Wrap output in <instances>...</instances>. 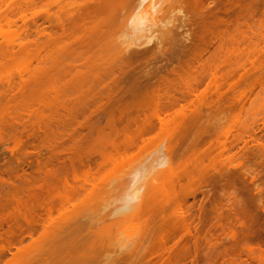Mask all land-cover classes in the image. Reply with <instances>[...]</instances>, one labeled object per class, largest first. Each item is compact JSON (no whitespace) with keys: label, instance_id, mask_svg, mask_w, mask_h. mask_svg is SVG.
<instances>
[{"label":"rangeland","instance_id":"obj_1","mask_svg":"<svg viewBox=\"0 0 264 264\" xmlns=\"http://www.w3.org/2000/svg\"><path fill=\"white\" fill-rule=\"evenodd\" d=\"M110 1L0 0V239L5 238V233H7L9 227L15 226L18 222H21V224L22 221L24 222L21 216L17 217V213L14 212L15 216L11 213L12 216H10V212L16 211V209L26 211L30 208H37L39 212L37 205L46 203H50L52 207L49 217L46 215L41 217L40 220L38 219L39 222L37 223L39 225L35 226L37 231L33 232L31 237H25L17 244L14 241L15 246L13 245V248L7 247V250L10 249L11 251L10 253L5 251V256L4 252L0 253L4 256H1L0 264H35L44 252L47 251L46 253L50 254L49 250L54 244L59 243L60 239L66 241L67 237L63 240L64 236L73 234V237L69 236V239L75 241L78 238V243L81 240L82 243L85 241V249L87 243L88 245L91 244L92 248L97 247L95 241L99 242L100 239H103L104 243L110 236L109 234H111V239L115 236H117L115 238L120 237L124 245H126L127 238L133 239L138 234H143V238H147L146 244L149 242L148 247H146V244L145 247L149 248L151 242L147 236L150 237L149 234L151 233L149 232H153V225L157 227L156 224H159L160 217L158 219L155 217L157 220L153 217L154 224L152 221V227L148 222L145 226L149 224L150 227L147 226L146 229H142L145 226H142L140 222L143 219L146 221L147 218L142 219L141 217L140 221L135 219L137 216L134 217L133 215L136 212L132 213L133 215L129 212V215L124 213L119 216L116 214V216L113 212L121 205L120 200L117 202L121 195L120 185L122 182L130 180L129 175L132 170L138 164L140 165L143 160L145 161L149 155L151 156L155 149L161 148L160 150L164 151V147L170 140H172V153L170 152L169 157L170 162L174 164H172V167L177 168L180 162H187L184 165L185 169L188 165L190 167L191 162L188 163L187 160H193V158H189L192 153L190 155L188 151L190 153L194 149L192 152L196 153V157L203 156L204 151H206L203 149L210 147V144L207 145V143L212 141L209 140L211 138L209 133H214H211L212 128L219 131L220 137L218 138L220 142H224L223 139L226 134L228 138L239 135L235 142L230 140V145L234 144L233 148L227 145L229 147L228 151H232V153H224L223 155L232 154L234 158L236 157L242 162L243 166L240 165L241 168L236 169L232 168L231 171V168L226 170L223 167L222 169L225 160L219 157V160L223 161L222 166L216 163V169L210 170L205 176L208 180L204 177L206 181L201 182L204 181V178L199 180L202 183L199 185L200 187L195 186L192 189L195 190L193 194L188 192L189 195L185 191L188 196L186 195L183 199L186 202L183 203L182 200L181 204L182 206L185 204L184 211L189 206L193 215L196 216V218L193 217V225H197L202 217L200 215V218L197 217L199 208L204 209L203 211L220 209L223 216L220 217L221 219H219V216H217L218 218H210L211 220L209 219L208 223L210 226L208 227L206 224L203 226V229L207 227L206 230L196 226L201 229L198 231L199 233L197 232L198 234L202 235L201 231H205L204 233L208 237L206 238L203 234L202 241L208 239L210 244L208 241V243H201L202 241L199 239L203 236H199L197 233L195 236H199L197 237L198 240H194L193 237L186 239L185 236L181 238V242L186 241L185 244L189 243L190 247L187 248L189 250L187 255H184L187 253L186 251V253L180 255V257L185 256L184 261H180L181 258L179 257L177 264H256L246 256L245 250L239 249V244L242 237L244 238V231H246L245 234L248 237L246 243L249 242L248 248L264 252V54L261 51V47L264 46V0H202L201 6L197 0L198 6H196L195 0L162 1L156 19L165 21L169 17L173 22H171V25L163 27L164 29L160 24L155 28L157 30L161 28V32L169 31L160 45L169 50L172 49L175 57L170 58V55H166L164 58L154 57L152 59L153 57L151 56V58L147 54L144 58L139 57L143 58L141 60L138 58L139 61L135 58H126L130 63L119 58L127 65L118 61L119 56L116 55L118 53L120 55L119 51L123 45L120 44L114 34L112 35L116 40L110 37L107 39L106 45L104 43L98 45L99 39L102 37L103 41L104 34L108 32L103 27L100 29L102 30L100 31L101 37L96 34L100 24L99 21L102 22L101 19L105 20V16L113 19L116 13L122 15V12L119 13L118 9L106 11L108 6H112L111 2L113 1ZM179 9L181 12H178ZM117 19H115L116 21L113 20L115 24H117ZM199 28H201V32ZM113 29L114 26L112 29L110 26L109 30ZM157 34L158 36L161 35L160 33ZM90 37L98 42L95 41L91 46L93 40ZM156 43L157 41H152L148 47L153 52ZM257 44L258 47L255 48ZM198 46L203 49L201 53L200 49L198 50L199 54L196 50ZM99 48L100 51H98ZM92 50L95 54L90 52ZM189 50H196L197 53L189 58V66H186L189 69L184 67L186 69L183 72L179 71L182 77L178 74L176 76L179 78H177L174 73L166 76L169 72H167L168 69H165L167 67L172 69V65L176 66L178 59V64L188 59L185 56ZM91 53L93 56L100 55L105 58L104 61L109 63L103 61L105 64H101V61H99L101 57H97L99 60L94 59L96 57L93 56L89 57L92 55ZM149 54L151 55L152 52H149ZM108 56H111L113 60L111 58L109 60ZM114 56L117 57V63H115ZM147 57L150 59L148 60ZM85 59L88 62L96 60L95 62L98 64L97 66L95 62L93 65H89L88 62L85 64ZM118 63L121 71L128 67V70L126 69L127 75L121 77L122 79L119 77L118 79V75L114 77L116 79L112 78L110 76L112 72L108 69L111 73L107 74L105 72L103 74L109 75V78L98 79L99 82L95 81L96 78H92L95 76V72L98 71L97 69L100 70L98 72H102L106 65L111 64L110 68L115 65L116 68ZM144 64H147L148 68L146 65L143 66ZM141 67H145L146 70L163 67L161 73H158L160 72L158 69L155 71L158 70V77H160L159 75H161V78L168 77L166 79L169 81L167 87L169 85L171 87L165 89L167 96L171 101V98H174L173 102L179 99V103L176 101V106L174 105L175 107L173 106L172 110L166 112L162 108V103L159 107L160 103L155 102L154 105L153 100H151L152 102L150 101L151 103L143 108V114H141H145L144 117L146 116L145 119L147 120H144L147 121V126H145L146 124H139L136 128H130L131 130L125 129L127 130L124 131L125 133L122 132L123 127L118 124H115V127L111 129L110 126L107 128V124L104 127V113H99L98 109L101 108L97 109V113L92 106L103 104L101 106L103 107L107 103L110 105L111 100L108 99L111 96L117 97L115 93H122V91L124 93V90L127 92L126 87L132 84L133 80L130 77ZM115 68L113 66V71H117L119 67ZM210 68L211 71H214V68L216 71H208L210 74L214 73L211 74V77L207 73ZM86 69L95 70L93 76L92 72H89L90 75L86 72ZM101 69L103 70L101 71ZM203 70L205 71L203 72ZM85 72L89 76H86ZM98 72L97 75L100 76L101 74ZM118 73L120 75V72ZM118 73H115V75ZM220 76L221 78H219ZM87 77L89 79H85ZM156 78L150 79L151 82ZM146 80L141 79L144 83ZM150 80L148 79V81ZM95 83H98V85L96 86ZM193 83L197 86L193 90L195 91L194 94L190 92L191 96L188 98L189 89L187 90V88ZM114 85L115 87H113ZM191 86L194 87V85ZM130 87L128 86V88ZM123 88L125 89L121 90ZM118 89L121 91L119 92ZM163 89L161 88L160 91ZM216 93H218L216 96H224L222 99L220 98L219 102V96L216 97ZM121 95L119 94V96ZM237 96H241V98L235 100ZM186 100L189 102H186ZM181 105L184 106V109H181ZM101 115L104 116L101 117ZM195 115H197L198 120L194 119L197 122L193 119ZM198 116L203 118L200 117L202 118L200 119ZM190 120L194 122H191V126H188ZM86 121L91 122L92 125H86ZM138 122L141 123V121ZM203 126H208L210 129L207 128L211 132L206 131L208 130L206 127H204L206 129L201 128L202 130H200L199 128ZM244 126L247 129L242 131ZM183 127L187 128L188 131L183 132L185 130ZM97 128L99 131L101 130L100 134L96 132L95 129ZM203 131L206 133L203 134ZM228 134H231L230 137ZM10 135L13 136L9 138ZM172 136H174L173 139ZM214 137L212 138L214 139ZM13 138L21 140V147L19 146V150L17 149V151L11 153L9 150L15 143L14 140H11ZM88 138H91L90 142H88ZM206 138L209 140L206 143L207 147L200 144ZM174 140L177 141L174 142ZM178 141H180L179 144ZM173 142H177L175 147H173ZM197 142L204 147L199 148L201 147L199 144L197 147ZM227 142V144L230 143L229 140ZM212 144H214V147L211 145L213 147L211 148L212 153L215 152L212 157H215L220 152L218 153V146H215L217 142ZM194 145H196V149ZM182 151L185 154L187 152V154H183ZM220 151L222 150L220 149ZM206 153H209V150ZM184 157H186V161ZM74 158L75 161L80 160L83 163L80 170H71L70 161ZM206 158L204 159L206 160ZM204 162L206 163V161ZM9 165L15 169L13 175L7 173V166ZM193 167L191 163V168H187L186 171L194 172L195 167L194 169ZM185 169L179 170L178 173ZM191 169L193 170L191 171ZM150 173L146 174L143 182L146 180L147 175L148 177L152 175L153 170ZM184 173L183 171L181 172L182 175L179 174L180 182L175 183V187H178L175 188L177 193L181 189L178 184L181 183L183 188L185 187L183 184H188V180L185 181L187 177ZM229 173L230 175H228ZM8 178L11 179L9 182L12 185L7 184ZM226 178L233 180L234 186L226 187L229 190L224 189L225 184H227L224 180ZM150 182L157 185V181L156 183L154 180ZM210 183H213V185ZM148 185H150L149 181ZM195 188H199V190ZM148 189L150 190V187ZM227 193L228 196L231 195L229 196L231 199L228 198ZM13 194L14 197H12ZM183 194V191L178 193L181 197H184ZM17 198L21 200L23 206L17 205ZM238 206L248 208L249 213L246 215L247 217L244 216L245 219L244 217L243 219L240 218L241 216L238 215L239 219H237L235 218L236 215L232 216L231 212L228 213L230 208L233 210L240 209L235 208ZM166 207L164 208L167 210L169 207ZM169 210L164 213H170ZM143 214L145 217L146 214ZM150 218L148 221L152 220V217ZM216 218L219 219V222ZM40 221L43 225L41 227ZM203 221L202 223L200 221V225L206 222L203 223ZM216 221L220 224L218 225ZM221 224L224 226L223 233L218 229L221 228ZM242 225L243 227H241ZM121 229L126 231L125 235L120 232ZM70 230L72 232L68 233ZM146 230L148 231L146 232ZM75 231L82 232L83 236ZM230 231L234 233V238L228 236ZM153 236L156 237V234L153 233ZM153 236L151 235L152 238H154ZM81 237H84L85 240L83 241ZM110 238L108 239L111 242ZM121 239L118 238L117 240L121 241ZM170 240L172 241L171 238ZM170 240H168L170 245L167 243V247L172 245ZM91 241H94V246ZM196 241L198 242L195 243L196 249L199 252L195 250V254L192 245ZM1 242L0 245H4V242L2 244ZM116 243L118 242H113V245H111L114 247ZM187 244L186 247L189 245ZM118 245L116 244V246ZM104 246L111 251V246H106L104 243V251H106ZM116 246L115 249L111 248L112 251L117 249ZM145 247L141 254H144ZM101 249H99V252ZM221 251H224L225 254ZM93 252L98 253V249L94 248ZM46 253L43 255H46ZM145 253L147 254L148 251ZM220 253L223 254L222 257L219 256ZM49 256L50 259L53 257L51 254ZM187 256L189 257L186 258ZM187 259L188 261H186Z\"/></svg>","mask_w":264,"mask_h":264},{"label":"bare ground","instance_id":"obj_2","mask_svg":"<svg viewBox=\"0 0 264 264\" xmlns=\"http://www.w3.org/2000/svg\"><path fill=\"white\" fill-rule=\"evenodd\" d=\"M111 1H113V2H111ZM110 2L112 3V6H108L107 8V10L106 11H109L110 9L112 10H115V9H118L119 10V13H121L122 12V15H119L118 13H116V16L117 15H119L118 17H114L113 19H110V17L109 16H105V20L103 19H101V21L102 22H100L99 21V23L101 24H99V28L97 29L98 30V32H96V34H98V36L99 37H101V33H100V31H102V30H100L101 28H105L106 29V31H108V32H106V34H104V38H103V41H102V37L99 39V42L97 41V40H95V41H97L98 42V45L100 44V43H104V45H106L107 44V39H109L110 37H112V38H114L115 40H116V38L119 40V42H120V44L121 45H123V47L121 46V48H120V55L122 56V54H123V56L121 57L120 55H119V53H118V55H116V56H119L118 57V59L119 58H121L123 61H128V60H126V58H135L136 60H138L139 61V59L141 60V59H143L144 58V56H147V54H148V56L149 57H151L152 59H154V57H156V58H164L166 55H170L169 57L171 58H173V56L175 57V54L173 55V52H172V49H167V48H164V47H162L160 44H161V42L163 43V41L165 40V36H166V34H168L169 33V31H164V32H161V28H158V30H157V28H155V27H157V25L158 24H160L161 26H162V28L164 27H167V25H171V22H173L172 20H170V18L168 17V18H166V20L165 21H162V20H158V19H156V15L160 12V9H159V5H160V2H162V1H165V0H117V1H114V0H111ZM169 1V0H168ZM198 2H199V4L200 3H203L202 2V0H197ZM195 2H196V0H195ZM196 4V6H198L199 4L196 2L195 3ZM200 6H201V4H200ZM178 12H181V10L179 9L178 10ZM116 18H118L117 20V24H115V22L113 21V20H115ZM116 21V20H115ZM110 26H111V29H112V27L114 26V29L113 30H109L110 29ZM160 26V27H161ZM163 28V29H164ZM160 29V30H159ZM200 29V32L202 31L201 30V28H199ZM202 29H203V27H202ZM97 30H95V31H97ZM115 30V31H114ZM95 31L93 32V34H94V36H95ZM110 31H112V32H110ZM105 32V31H104ZM110 32V33H109ZM157 33H160L161 35H159L158 36V34ZM109 34V35H108ZM112 34H114L115 35V37L112 35ZM200 35H202L201 33H200ZM90 36H92V35H90ZM93 36V37H94ZM103 36V35H102ZM92 37V38H93ZM158 37H160V38H158ZM201 37V36H200ZM91 38V37H90ZM91 38V40H93ZM164 39V40H163ZM101 40V41H100ZM204 40V39H203ZM95 41L93 40V42H91V46H92V44L93 43H95ZM152 41H157V45H156V47H155V51L153 52V50L152 49H150V48H148L149 46H150V44H151V42ZM95 45V44H94ZM97 45V44H96ZM95 45V46H96ZM97 45V46H98ZM103 45V44H102ZM103 45V46H104ZM159 45V46H158ZM162 47V48H161ZM258 47V44L255 46V48H257ZM91 48V47H90ZM93 48V47H92ZM91 48V49H92ZM200 49V50H199ZM94 50V49H93ZM90 51V52H93V54H95V50L94 51ZM97 50V49H96ZM101 49L99 48V50L98 51H100ZM174 50V49H173ZM196 50H197V52H198V54H199V51H200V53H201V51H203V49H201L199 46H198V49H197V47H196ZM196 50L194 51H191V50H189V52L187 51L186 53H187V55L185 56V58L186 57H188V59H185L184 61H182V63H177V62H179V59L177 60V62H176V66L175 65H172V69H169L168 67L165 69V66H164V69L165 70H170V71H168L167 70V72H169V73H167L166 74V76H168V74L170 75V74H173L174 73V75L176 76V75H178L179 73H181V72H183V70L184 69H186L189 65H188V63H189V58L192 56V55H194V54H196L197 52H196ZM199 50V51H198ZM172 53H171V52ZM261 51H262V53L264 54V46H262L261 47ZM149 52L151 53L152 52V54L150 55L149 54ZM181 52V51H180ZM89 53V52H88ZM99 53H101V52H99ZM122 53V54H121ZM183 53H184V51H183ZM230 53V52H229ZM92 54V53H91ZM93 54L91 55V56H89V57H92L93 56ZM96 54H97V52H96ZM117 54V53H116ZM177 55H184V54H177ZM116 56H114V59L116 60L117 59V57ZM124 56H126L125 58H124ZM88 57V58H89ZM93 57H96V58H94V59H97V57H101L100 55H97V56H93ZM103 57H105L104 55H103ZM113 57V56H112ZM139 57H143V58H139ZM149 57H147L148 58V60L150 59ZM179 57H181V56H179ZM109 58H111V56L109 57L108 56V59ZM139 58V59H138ZM146 58V59H147ZM155 58V59H156ZM101 60H99V58L97 59V60H99V61H101V64L103 63V65L105 64L104 62H108V61H104L103 59H105V58H100ZM112 60H113V58H111ZM121 59H119L118 61H121ZM132 59V60H133ZM93 60V59H92ZM110 60V59H109ZM114 60V61H115ZM131 60V61H132ZM136 60H135V62H136ZM181 60V59H180ZM85 64L88 62V60H86L85 59ZM96 61V60H95ZM94 60L93 61H89L88 62V64L89 65H93L94 64V62H95ZM104 61V62H103ZM123 61H121V62H123ZM93 62V63H92ZM120 62V63H121ZM125 62H123V63H125ZM129 62V61H128ZM145 62H146V60H145ZM148 62V61H147ZM96 64V66H97V62H95ZM109 63V62H108ZM111 63V62H110ZM115 63H117V60L115 61ZM130 63V62H129ZM107 64V63H106ZM171 64V63H170ZM94 65V66H95ZM119 68L117 69V71L118 72H120V75H119V73L117 72V71H113L114 69H113V66H114V68H115V65H112V68H110L111 67V64L110 65H106V67H104V70L103 69H101V71L102 72H98V71H100L99 69H97L98 71V73H100L101 75L100 76H98L97 75V72H95L96 74H95V76H93V72L95 71V70H93V71H91V69H86L87 71L86 72H92V78H96L95 79V81L97 80L98 82H99V80L101 79L102 80V78H104V79H107V78H109L110 76L112 77V78H114L115 76H117V78L119 77V78H123V76H126L127 75V70H128V67L125 69V70H120V65H119V63L118 64H116ZM122 65V64H121ZM125 65H127L126 63H125ZM124 64H123V66H125ZM146 65V67H147V64H144L143 66H145ZM188 65V66H187ZM86 66V65H85ZM95 66V67H96ZM109 68H108V67ZM117 66H116V68H117ZM187 66V67H186ZM99 67H101V66H99ZM173 67H175V68H173ZM184 67H186V68H184ZM89 68V67H88ZM90 68H93V67H90ZM102 68H103V66H102ZM115 68V69H116ZM121 68H123L122 66H121ZM125 68V67H124ZM148 68V67H147ZM161 68H162V70H161ZM110 70V71H108V70ZM151 69H153V68H151ZM156 69H158V68H156ZM156 69H154V70H150V68L149 69H147L146 70V68L144 67H141V69L139 68L137 71H135V73L132 75V77H130L131 79H133L132 80V84H130V85H128L130 88H128V86L126 87V89H127V92H125V88H123V89H121V90H124V93H123V91H122V93H115V95L117 96V97H115L113 94H111V95H113V97L111 96L108 100H111V104L109 105V103H107V105H104L103 107H101L103 104H100L99 106H97V104H95V105H93L92 106V108L94 107V109L96 110V112L98 113V110H99V113H104V115H105V117L103 118V121H104V119H105V121L103 122V123H105V124H103L104 125V127L106 126V124H107V128H108V126H110L109 128L111 129V128H114L115 127V124H118V125H120L121 127H123V133H125L124 131H127V130H131L130 128H132V127H137L139 124H146L145 126H147V121H145V120H147V119H145L146 118V116L144 117V115H141V114H143V108L144 107H146L147 106V104L148 103H151L152 101L151 100H153V102L152 103H154V105H155V102L157 103V104H159L160 103V105H158L159 107L162 105L163 107V110H165L166 112H168L169 110H172L176 105V103L178 102L179 103V99H178V101H177V99H176V101H174L173 102V100H174V98H171L172 99V101L168 98V96H167V91L165 90L166 89V87H167V82H169V81H167L166 79L168 78H161V75H159L160 77H158V73H161L162 71H163V67H160L158 70L160 71V72H158L157 73V71H155ZM187 69H189V68H187ZM89 70V71H88ZM140 70V71H139ZM143 70V71H142ZM145 70V71H144ZM164 70V71H165ZM181 70V72H179ZM186 71V70H185ZM205 70H203V72H204ZM211 71V68L209 69V70H207V73H209V72ZM213 71V70H212ZM211 71V72H212ZM214 71H215V68H214ZM213 71V72H214ZM85 72V74H87ZM105 72H107V74H109V73H111L110 74V76L109 75H107V74H103V73H105ZM171 72V73H170ZM216 72V71H215ZM114 73V74H113ZM115 73H118V74H116L115 75ZM90 74V73H89ZM210 74V73H209ZM211 74H214V73H211ZM210 74V77L212 76ZM91 75V74H90ZM103 75V76H102ZM216 75V74H215ZM86 76H89L88 74L86 75ZM104 76H106V77H104ZM109 76V77H108ZM158 77V78H156V77ZM179 76L180 77H182L181 76V74H179ZM209 76V75H208ZM229 76V75H228ZM165 77V76H164ZM177 78H179L178 76H176ZM217 77V76H216ZM216 77H215V79H216ZM91 78V79H92ZM111 78V79H112ZM118 78V79H119ZM121 78V79H122ZM154 78H156L153 82H151V80L150 79H154ZM219 78H221V76L219 77ZM85 79H89L88 77L87 78H85ZM99 79V80H98ZM114 79H116V78H114ZM141 79H144V81H145V79H147L146 80V82L144 83V81H141ZM148 79L150 80V81H148ZM159 79V80H158ZM209 79V78H208ZM213 79H214V75H213ZM161 80V81H160ZM169 80V79H168ZM95 81H92V82H95ZM96 81V82H97ZM171 82V81H170ZM199 82V81H198ZM100 83H101V81H100ZM197 83V82H196ZM210 83V82H209ZM212 83V82H211ZM215 83H216V81H215ZM91 84H93V83H91ZM96 84V83H95ZM94 84V85H95ZM169 84H172V83H169ZM168 84V85H169ZM198 85H199V83H197ZM98 85V83L96 84V86ZM191 85H194V87H192ZM187 86H189V85H187ZM197 85L196 84H190V86L189 87H191V88H187V90L189 89V90H191V91H189L188 90V95L189 96H187L188 98L191 96V94L193 93L194 94V92L195 91H193V90H195V87H196ZM113 87H115V85L113 86ZM164 90V92H163V90L162 91H160V89L161 88ZM169 87H171L170 85H169ZM169 87H167V89L169 88ZM194 88V89H193ZM121 90H119L118 89V91L120 92ZM193 91V92H192ZM159 92H161L160 94H158ZM166 92V93H165ZM190 92H191V94H190ZM165 94V96H164V94ZM118 94V95H117ZM119 94H122L121 96H119ZM159 96H158V95ZM163 94V95H162ZM218 93H216L215 94V96L217 95ZM110 96V95H109ZM119 96V97H118ZM161 96H164V97H161ZM219 96V97H218ZM218 96H216V97H218L219 98V100H218V102L220 101V98L222 99L223 97H220L221 95H218ZM238 97V98H237ZM236 98H235V100L237 99H239V98H241V96H237ZM184 98V97H183ZM187 98V99H188ZM186 99V98H185ZM217 99V98H216ZM234 100V99H233ZM151 101V102H150ZM188 100H186V102H187ZM172 102V103H171ZM189 102V101H188ZM217 102V101H216ZM215 102V103H216ZM162 103V104H161ZM174 103V104H173ZM214 103V104H215ZM173 104V105H172ZM109 105V106H108ZM175 105V106H174ZM179 105V104H178ZM177 105V106H178ZM95 106H96V108H95ZM106 106V107H105ZM157 106V105H156ZM174 106V107H173ZM173 107V108H172ZM98 108H101V109H103V110H101V109H98ZM106 108V110H104ZM98 109V110H97ZM181 109H184V106H182L181 105ZM94 113H96L94 110H92ZM101 111V112H100ZM201 114V113H200ZM199 114V115H200ZM104 115H101V117L102 116H104ZM198 115V114H197ZM197 115H195V116H193V119L195 118L196 120H198L197 119ZM143 118H142V117ZM203 116V115H202ZM202 116H200V117H202ZM199 116H198V118H200ZM140 118H142L141 120H139ZM191 118V117H190ZM203 118V117H202ZM202 118H200V119H202ZM145 119V120H144ZM194 119V120H195ZM191 120H192V118H191ZM190 120V125L188 124V126H191V122H194V121H191ZM195 120V122H197ZM138 121H141V123L140 122H138ZM145 121V122H144ZM160 121V120H159ZM200 121V120H199ZM138 122V123H137ZM144 122V123H143ZM91 123V122H90ZM88 121H86V125L87 124H89V125H92V124H90ZM137 124V125H136ZM194 124V123H193ZM148 125H149V123H148ZM246 126V125H245ZM242 127V131H244L245 129H247V127ZM187 127V126H186ZM193 127V126H192ZM204 127H208V126H203V127H200L199 129L200 130H202L201 128H204ZM86 128V127H85ZM188 128V127H187ZM187 128H184L183 127V129H185V130H183V132H185V131H188V130H186ZM206 128H204V129H206ZM209 128V127H208ZM207 128V129H208ZM125 129H127V130H125ZM210 129V128H209ZM206 130V131H208V132H211L210 130ZM215 128H212L211 130H213L211 133H213V134H210L209 133V136L212 138L213 136H215L214 137V139L212 138H209V140L211 141H213V140H215V141H213V142H217V144L215 145V146H218V148H217V150H219L218 151V153H216V154H218V155H216L215 157H212V155H214L215 154V152L214 153H212L213 151L211 150V148H213L214 147V144H212L213 142L211 141V143L209 142V143H207L209 140H208V138H206V139H204L205 141L202 143V141H201V143L200 144H203L204 146H206L207 147V145L208 144H210L209 146L210 147H208V148H206V149H203V150H206L207 152H208V150H209V153H206V151H204V154H203V156H198V157H196L197 155H195L196 153L195 152H192L190 149V153H189V151H188V154H190L191 155V153H192V155L189 157V158H193V160H187V159H185L186 157H184V160L186 161H188V163H192L193 164V166L195 167V169H194V167H193V169H194V172L196 171V173L194 174V172L192 171L193 169H191V171L192 172H190V170H189V172H187L186 171V169L187 168H191V163H190V167H188L187 166V168L185 169V164L187 163H185V162H180L179 163V161H178V163L180 164V165H178L177 166V168H173L172 167V164L173 163H171L170 162V157H169V155H171L170 154V152L172 153V146H171V142H172V140H170L169 142H168V144L164 147L165 148V150L164 151H161L160 149L161 148H158V149H155L152 153L153 154H151V156L149 155V157H147L146 159H145V161L143 160L142 161V163L139 165H137L135 168H134V170H132V172L130 173V180H128V181H125L124 183L122 182V184L120 185V187H121V195H120V199H118L117 200V202L120 200V203H121V205H120V203H119V207L118 208H114L115 209V211L113 212V213H115V215L117 214L118 216L119 215H123L124 213H129V212H131V214L133 213H135L136 212V214H132L134 217H136L135 219H141V217H142V219L143 218H147L146 219V221L143 219V220H141L142 222H140L141 224H142V226L144 225L145 226V224L146 223H148V222H150V226L152 227V221L154 220V219H158V217H160V219H159V224H156V222L158 223V221H156L155 222V224H156V226L157 227H155L154 225H153V229H152V231L153 232H149V233H151V234H149L150 235V237L149 236H147L148 238H149V241L151 242L150 243V247L149 248H146V247H148V245H149V242L146 244V237H144L143 238V234L142 235H139L138 234V236H136L135 238H129V239H131L130 241H127V240H129L127 237V242L125 241V243H126V245H124V243H122V239L120 238V237H118L119 239H121V241H118L117 239L118 238H115V237H117V236H115L114 234V238L112 237V239L110 238L111 237V234H109L110 236H108V238H110L111 239V242L113 241V240H115V241H113V242H118L119 243V245H118V243H116L118 246H116V244H115V246L117 247V249L115 250V251H112V249L114 248L115 249V246L113 247L112 245H113V242L111 243L110 242V240L107 238L106 239V241H104V243L106 244V246H111V248H110V250L112 251H109V250H107V247H105L106 248V251H104L103 249V245H104V243H103V239L101 240L100 239V241L103 243V245L101 246V242L99 241V242H97V241H95L96 242V246L97 247H93L92 248V246H91V244H89L88 245V243H87V245H86V249H85V239H83L82 237H81V239H83V241H84V243H82V240H81V242L80 243H78V238H77V240H75V241H72L71 239H69V236L71 237H73V235H66V236H64V238H63V240H65L66 238L65 237H67V239L68 240H71V241H68L67 239H66V241H62L61 239H60V242L58 243L57 242V244H54L53 246H52V248L49 250V252H50V254L53 256L51 259H50V254L49 253H46V252H44L43 254H45L46 253V255H43L42 254V256H41V258L35 263V264H177L178 263V261H179V259H180V261H184V257L182 258V257H180V255H182V254H184V252L186 253V254H184V255H187L188 253H189V250L187 249L188 247H190V244L188 245L187 243V247H186V244H185V242L184 243H182L181 242V238H184V236H185V238L186 239H188L189 237L191 238V237H193L194 238V240H198L197 239V237H199V236H203V237H201L199 240H201L202 241V238H204V235L206 236V234L204 233L205 231H201V233H203L202 235H200V234H198L199 232V230H201V229H203V226H205V224H206V226L208 225V227L210 226L208 223H209V221L214 217H217V216H219V219H221L222 218V213H221V211L222 210H220V209H211V210H209V211H203V210H201V208H199L198 209V213L199 214H197L198 216L197 217H199L200 218V216H202L201 218H200V221H201V223H202V221H203V225L201 224L200 225V221H199V225L197 224H195V225H193V217L195 216V215H193V213H192V211H191V208H189V206H187L188 207V209H185V211L183 210V207L185 206V204H183L184 206H182V200L185 198V196L187 195L188 196V194L191 192L192 194H193V192H195V190H192L195 186L196 187H198L199 185H201L202 183L201 182H205L206 180H205V176H206V174L211 170V171H213V169H216V163H219V165L220 166H222V169H223V167L226 169V170H228L229 168H231L230 169V171L232 170V168H241L243 165L241 164L242 162H240L239 160H238V158H234L233 157V155L232 154H230V155H223L224 153H232V151L231 152H229L228 151V149H229V147L230 146H232V148H233V146H234V144L233 145H230L231 144V141L232 140H234L233 142H235L236 140V138L239 136V135H236L235 137L234 136H231L230 137V135L231 134H228L229 135V137L230 138H228L227 137V134L224 136V139H223V141L224 142H220L219 141V138L218 137H220V133H219V131L218 130H214ZM96 130V132H99V134L101 133L100 131H99V129L97 128V129H95ZM199 130V131H200ZM241 131V132H242ZM204 132L205 131H203V134H204ZM206 133V132H205ZM229 133V132H228ZM98 134V133H97ZM186 135H187V133H186ZM9 136V135H8ZM13 136V135H12ZM11 135H10V137L9 138H11L12 137ZM99 136V135H98ZM209 136H207V137H209ZM173 137L174 136H172V139H173ZM186 137V136H185ZM232 137H234V139H232ZM90 139L91 138H88V142H90ZM225 139L228 141L229 140V144H227L228 142L226 141L225 142ZM10 140V139H9ZM11 140H14L15 141V143H14V146L9 150V152H11V153H14L15 151H17V149L19 150V146L21 147V140H19V138H17V139H11ZM17 140V141H16ZM18 140H19V142H18ZM87 140V139H86ZM231 140V141H230ZM95 141V140H94ZM175 141H177V140H174V142ZM173 142V143H174ZM179 142L180 141H178V144H179ZM206 143H207V145H206ZM175 144H177V142L176 143H174L173 144V147H175ZM198 142L196 143V145H197V147H198ZM199 144V146H201V147H199V148H203L204 146H202V145H200ZM196 145H194V148L196 149L197 147H195ZM213 147H212V146ZM227 145H229V147L227 146ZM23 146V145H22ZM193 147V146H192ZM228 147V148H227ZM222 150V151H220V149ZM177 149V148H176ZM202 150V151H203ZM225 150H227L228 152H226ZM230 150H231V148H230ZM173 151H174V149H173ZM184 151V150H183ZM183 151H182V153H183ZM19 152V151H18ZM186 152V151H185ZM197 152V151H196ZM211 152V153H210ZM183 154H185V153H183ZM186 154H187V152H186ZM185 154V155H186ZM199 155V154H198ZM189 156V155H188ZM196 158H195V157ZM224 156H225V159H224ZM179 157V156H178ZM177 157V158H178ZM205 157H207L206 158V160L204 159ZM219 157H222L223 158V160H225V163L224 164H222L223 163V161L221 162V160H219L220 158ZM188 158V159H189ZM195 158V159H194ZM221 158V159H222ZM73 160V159H72ZM72 160L70 161V167H71V170L72 171H74L75 169H81L82 167H83V163L80 161V160H76L75 161V158H74V160H73V162H72ZM176 160H178V159H176ZM182 161H183V158L181 159ZM204 161H206V163L204 162ZM177 162V161H176ZM208 162V163H207ZM177 163V164H178ZM222 164V165H221ZM174 165V164H173ZM176 165V164H175ZM240 165H241V167H240ZM181 169H185V170H183L185 173L184 174H186V177H187V179H185V181H187V183L188 184H183V186H185L184 188L183 187H181L182 185H181V183L180 184H178V186L180 185V187L179 188H181V189H179L180 190V192L181 191H183L184 192V194L182 195V196H184V197H181V196H179L178 195V193H180V192H176V190H175V188H178V187H175V183H179L180 182V176H179V174H181V172H183V171H180V173H178V171L179 170H181ZM234 169V170H235ZM14 167H12L11 165H9V166H7V173H9V174H12V173H14ZM152 171L153 170V173H152V175H150V177H152V178H150V177H148V175H147V177H146V184L148 185V181H149V183H150V185H152V186H150V185H148V187H146L147 185L145 184V181L143 182V179L145 178V176H146V174L147 173H149V174H151L150 173V171ZM220 171V170H219ZM218 171V173H220ZM221 172H223V171H221ZM155 173V174H154ZM226 173V172H225ZM183 174V173H182ZM181 174V175H182ZM13 175V174H12ZM217 175V174H216ZM228 175H230V173L228 174ZM10 176V175H9ZM154 176V177H153ZM203 176V177H202ZM220 176V175H219ZM205 177V178H204ZM229 177H231V176H229ZM152 179V180H150V179ZM181 178H182V176H181ZM203 178H204V181H199V180H203ZM214 178V177H213ZM216 178V177H215ZM220 179L222 178V177H219ZM223 178H225L224 176H223ZM222 178V179H223ZM207 179V178H206ZM227 179V178H226ZM224 179L225 180V182H227V184H229V185H227V184H225V186H224V189L226 188V187H228V186H234V184H233V180L231 181L230 180V178L229 179ZM9 180H11V179H9L8 178V182H9ZM154 180V182L156 183V181H157V185L156 184H154L153 182H150V181H153ZM179 180V181H178ZM208 180V179H207ZM215 180H217V179H215ZM177 181V182H176ZM229 181V182H228ZM7 182V184H9V185H12L11 184V182H9L8 183ZM141 182V183H140ZM142 182H143V184H142ZM200 182V184H198ZM218 182H219V179H218ZM152 183V184H151ZM186 183V182H185ZM233 184V185H231V184ZM29 184V183H28ZM144 184H145V187H144ZM154 184V185H153ZM205 184V183H204ZM210 184H212L213 185V183H210ZM30 185V184H29ZM32 185H33V183H32ZM140 185H143V186H140ZM156 185V186H155ZM33 186H35V185H33ZM119 187V186H118ZM143 187V188H142ZM150 187V190L148 189ZM200 187V186H199ZM214 187V186H213ZM186 188V189H185ZM144 189V190H143ZM148 191H147V190ZM196 189V188H195ZM198 190H199V188H197ZM196 189V190H197ZM228 188H226L225 190H227ZM231 189H232V187H231ZM143 190V191H142ZM178 190V189H177ZM188 190V191H187ZM212 190V189H211ZM229 190V189H228ZM185 191L188 193V194H186L185 193ZM149 192H153V193H149ZM223 193H224V191H223ZM182 194V193H181ZM190 195V194H189ZM224 195V194H223ZM227 196H228V193H227ZM229 196H231L230 194H229ZM228 196V198L229 199H231L230 197ZM12 197H14V194H13V196ZM33 198H35V196H33ZM180 198H181V200H180ZM232 198H233V195H232ZM36 199V198H35ZM234 199V198H233ZM184 202H186L185 200H183V203ZM16 203H17V205H19V206H23V204H22V202H21V200L20 199H16ZM214 205V204H213ZM165 206H167V207H169V208H167V210L168 209H170L169 211H170V213H164L165 211H167L164 207ZM215 206H216V204H215ZM37 207L39 208V212H38V210H37V208H30V209H24V210H26V211H21V210H19V209H16V211H13V212H10L9 214H10V216H12V215H14L15 216V214H14V212L15 213H17L18 215H17V217H19V216H21V218L24 220V222L22 221V224H21V222L19 223H16V225L15 226H11V227H7L8 229H7V233H5L4 235H5V238L3 239H0V242L2 241V242H4V245H0L1 247H0V250H2V251H0V253L1 252H4V256H5V251L7 252V253H10V249H9V251L7 250L8 248L7 247H11V248H13V245L15 246V242L14 241H16V244L17 243H20V241L22 240V239H24L25 237H31L33 234V232L35 233V231H37V230H35V226L36 225H39V223H37V222H39V220L41 219V217H43V216H46L47 215V217H49L50 216V211H51V205H50V203H46V204H39V205H37ZM211 207V206H210ZM210 207H209V209H210ZM217 208H218V206H217ZM235 208H240V209H232V208H230V211L228 210V213H232V216L234 215H238V216H241L240 218H242L243 219V217L244 216H246V215H248V213H249V210H248V208H243V206H242V208H241V206L239 207H235ZM135 209V210H134ZM206 209V208H205ZM233 211H232V210ZM40 210H42L41 212H43V213H41L40 212ZM220 210V211H219ZM103 211V210H102ZM21 212H23V213H21ZM38 212V213H37ZM52 212V211H51ZM227 212V211H226ZM11 213H12V215H11ZM143 213H145L146 214V216H148V217H144V214ZM235 213V214H234ZM44 214V215H43ZM130 214V213H129ZM128 214V215H129ZM143 214V215H142ZM49 215V216H48ZM116 215V216H117ZM140 216V218H138L139 216ZM151 215V216H150ZM200 215V216H199ZM225 215H227V214H225ZM224 215V216H225ZM227 216H230V215H227ZM231 216V217H232ZM238 216L237 217H235V218H237V219H239L238 218ZM150 217H152V220H150V221H148V219H151ZM153 217H154V219H153ZM156 217V218H155ZM171 217H172V219H171ZM221 217V218H220ZM247 217V216H246ZM246 217H244V219L246 218ZM170 218V219H169ZM195 218H196V216H195ZM211 218V219H210ZM218 218V217H217ZM216 218V219H217ZM225 218V217H224ZM234 218V219H235ZM39 219V220H38ZM156 219V220H157ZM208 219V220H207ZM210 219V220H209ZM219 219H217V221L219 220ZM227 219V218H226ZM236 219V220H237ZM138 220H136V221H138ZM169 220H171V221H169ZM214 220V219H213ZM212 220V221H213ZM140 221V220H139ZM143 221H144V224H143ZM211 221V222H212ZM216 221V222H217ZM224 221V220H223ZM41 222V221H40ZM219 222V221H218ZM217 222V223H218ZM220 222H221V220H220ZM18 224H20V225H18ZM153 224H154V221H153ZM212 224V223H211ZM220 223H218V225H219ZM243 224V223H242ZM41 225H42V222H41V224H40V227H41ZM222 225V224H221ZM220 225V226H221ZM43 226V225H42ZM147 226L148 227H150L149 226V224H147ZM147 226H145V227H143L142 229H146L147 228ZM196 226H200V228L201 229H199L198 227H196ZM220 226H218V227H220ZM38 227V226H37ZM36 227V228H37ZM224 226L222 225L221 226V228H218L219 229V231L221 232V233H223V228ZM241 227H243V225L241 226ZM207 228V227H206ZM206 228H204L205 230H206ZM141 229V230H142ZM203 229V230H204ZM216 229V228H215ZM78 230V229H77ZM122 230V229H121ZM120 230V232H122L123 234L124 233H126V231H121ZM177 230H179V231H177ZM208 230L210 231V229L208 228ZM145 231V230H144ZM148 230H146V232H147ZM192 231H193V235H192ZM69 232H72V230H70V231H68V233ZM76 233H79L80 231H75ZM136 232V231H135ZM139 232H140V228H139ZM177 232H180L179 234L177 233ZM198 232V233H197ZM245 233H246V231H244ZM75 233V234H76ZM82 233V232H81ZM81 233H79V234H81ZM112 233V232H111ZM133 233V232H132ZM138 233V232H137ZM153 233L154 234H156V237H154L153 236ZM176 233H177V235H176ZM196 233L199 235V236H195L196 235ZM243 234V236H244V238L242 237V239L240 240V248L239 249H241V250H245L246 251V256H248L252 261H254L256 264H264V252H262V251H254V250H251L250 248H248L249 247V242L248 243H246L247 241H248V237L246 236L247 234ZM169 234H170V236H169ZM3 235V236H4ZM77 235V234H76ZM82 235V234H81ZM81 235H78V236H81ZM125 235V234H124ZM131 235V234H130ZM129 235V236H130ZM146 235V234H145ZM144 235V236H145ZM151 235L154 237V238H152L151 237ZM176 235V236H175ZM181 237H180V236ZM77 236V237H78ZM83 236V235H82ZM177 236H179V238H177ZM228 236L230 237V238H234V233L232 232V231H230L229 233H228ZM71 237V238H72ZM122 237V236H121ZM124 238V237H123ZM170 238L172 239V241L170 240ZM206 238H208L207 236H206ZM247 240H246V239ZM151 239V240H150ZM168 240H170L171 241V246H169L170 244H169V241ZM183 240V239H182ZM18 241V242H17ZM79 241H80V238H79ZM123 241H124V239H123ZM189 241H190V239H189ZM207 241H208V239H207ZM207 241H205V239H204V241H202L201 243H203V242H205V243H208ZM2 242H1V244H2ZM14 242V243H13ZM73 242H75V243H73ZM76 242H77V244H76ZM91 242H93V246H94V241H91ZM191 242H193V241H191ZM200 242V241H199ZM90 243V242H89ZM112 245H111V244ZM167 243L169 244L168 246L169 247H167L166 245H167ZM195 243H198L197 241L196 242H194L193 243V245H192V247L194 246V248H192V250L194 249V253L196 252L195 250H197L196 248V245H195ZM200 243V244H201ZM145 244H146V247H145ZM209 244H210V242H209ZM12 245V246H11ZM98 245H100V246H98ZM202 245V244H201ZM213 245V244H212ZM5 246H6V249H5ZM89 246V247H88ZM209 246V245H208ZM217 246V245H216ZM99 247V248H98ZM101 247H102V249H101ZM144 247H145V252H147L148 251V253L146 254L145 252H144V254H141V252L144 250ZM210 247V246H209ZM214 247V246H213ZM15 248V247H14ZM91 248H92V250H91ZM94 248H96V250L98 249V253L96 252V253H94L93 252V249ZM212 248V247H211ZM99 249H101L100 250V252H99ZM217 249V248H216ZM4 250V251H3ZM188 250V251H187ZM201 250H202V248H201ZM95 251V250H94ZM198 251V250H197ZM203 251V250H202ZM216 251V250H215ZM214 251V252H215ZM217 251H218V249H217ZM225 251V250H224ZM223 251V252H224ZM118 252V253H117ZM199 252V251H198ZM222 252V251H221ZM222 252V253H223ZM226 252V251H225ZM225 252H224V254H225ZM143 253V252H142ZM116 254V255H115ZM196 254V253H195ZM217 254H218V252H217ZM221 254V253H220ZM191 255V254H190ZM189 255V256H190ZM214 255H216V254H214ZM222 255L223 254H221V255H219V256H221L222 257ZM4 257L3 255H0V257ZM189 256H187L186 258H188ZM218 256V255H217ZM2 257L0 258V259H2ZM180 257V258H179ZM220 257V258H221ZM192 259H194V257H191ZM224 259V258H223ZM189 260H191V259H189ZM194 260H196V259H194ZM186 261H188V259L186 260ZM1 262V261H0ZM215 262V261H214ZM193 263V262H192Z\"/></svg>","mask_w":264,"mask_h":264}]
</instances>
